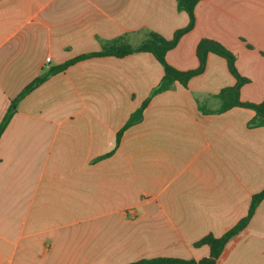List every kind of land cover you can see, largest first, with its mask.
I'll use <instances>...</instances> for the list:
<instances>
[{"label": "crops", "instance_id": "obj_1", "mask_svg": "<svg viewBox=\"0 0 264 264\" xmlns=\"http://www.w3.org/2000/svg\"><path fill=\"white\" fill-rule=\"evenodd\" d=\"M195 16L168 63L195 70L199 42L216 41L248 79L241 99L262 102L264 0H204ZM188 24L177 0H0V124L44 70ZM164 75L151 53L90 58L18 103L0 138V264H198L210 254L199 240L247 216L264 189V127L249 108L209 112L237 83L228 61L209 53L187 86L152 96ZM216 264H264V201Z\"/></svg>", "mask_w": 264, "mask_h": 264}, {"label": "trees", "instance_id": "obj_2", "mask_svg": "<svg viewBox=\"0 0 264 264\" xmlns=\"http://www.w3.org/2000/svg\"><path fill=\"white\" fill-rule=\"evenodd\" d=\"M204 0H177L178 9L180 11H185L189 15V24L187 27L178 30L172 39H166L162 35L149 32L144 40L138 44H131L125 37H121L109 42H106L102 46V50L99 52H94L90 54H83L72 60H69L61 65L52 66L47 70H44L40 76L35 78L30 84H28L23 91L12 100V105L4 117L2 123L0 124V138L4 133L7 125L9 124L14 112L15 107L18 103L24 99L27 95L36 90L39 86L49 80L51 77L65 71L70 66L90 58L96 57H116L124 58L128 55L134 53H151L164 68L165 75L158 87H156L152 96L159 93L168 91L172 89L176 82L181 83L183 86H187L190 79L204 72L206 67L207 56L209 53H215L224 57L228 61L229 70L234 77H236L237 83L234 87L225 88L218 96L220 101V106L216 110H210L212 113H224L233 107H244L252 109L256 112L254 119L250 122L251 127H264V100L258 102V104H253L245 102L241 99L240 90L242 86L248 83V79L241 76L236 68L235 57L230 50H227L222 44L210 40L202 39L197 46V56L199 59V67L195 70L183 72L167 61V54L174 49L183 36L191 32L196 24L195 9L197 5ZM148 100L135 111L119 132L117 136V143L120 141L122 134L131 126L138 123L143 118V112L148 105ZM110 155V154H109ZM264 201V189L258 194L252 196L249 211L246 217H244L240 222H238L234 227L228 230L220 237H216L209 234L199 240L195 246H208L210 250L209 257L202 259L198 264H216L217 259L220 257L224 251L227 243L234 237L240 234L250 223L252 217L254 216L257 207ZM193 260H183L178 258H154L151 260H143L134 264H195Z\"/></svg>", "mask_w": 264, "mask_h": 264}, {"label": "built area", "instance_id": "obj_3", "mask_svg": "<svg viewBox=\"0 0 264 264\" xmlns=\"http://www.w3.org/2000/svg\"><path fill=\"white\" fill-rule=\"evenodd\" d=\"M47 60L49 61V58Z\"/></svg>", "mask_w": 264, "mask_h": 264}]
</instances>
